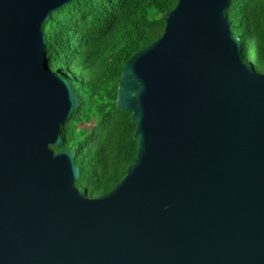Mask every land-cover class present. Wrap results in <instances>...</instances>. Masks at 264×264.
Masks as SVG:
<instances>
[{"label":"water","instance_id":"1","mask_svg":"<svg viewBox=\"0 0 264 264\" xmlns=\"http://www.w3.org/2000/svg\"><path fill=\"white\" fill-rule=\"evenodd\" d=\"M78 0H0V264H264V73L232 0H178L123 66L138 152L108 193L76 188L61 126L80 106L42 25Z\"/></svg>","mask_w":264,"mask_h":264},{"label":"trees","instance_id":"2","mask_svg":"<svg viewBox=\"0 0 264 264\" xmlns=\"http://www.w3.org/2000/svg\"><path fill=\"white\" fill-rule=\"evenodd\" d=\"M178 0H78L42 25L52 70L72 85L80 106L61 126L62 143L76 152V188L89 198L110 192L138 152L132 114L116 105L124 63L160 39L165 14ZM243 60L264 73V0H232L226 10Z\"/></svg>","mask_w":264,"mask_h":264}]
</instances>
